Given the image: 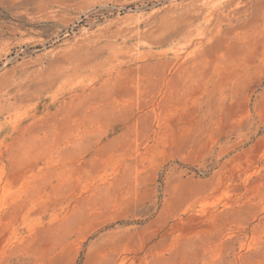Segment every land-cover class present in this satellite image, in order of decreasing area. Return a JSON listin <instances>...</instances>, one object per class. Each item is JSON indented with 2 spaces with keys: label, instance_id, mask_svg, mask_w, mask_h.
<instances>
[{
  "label": "rangeland",
  "instance_id": "374dc122",
  "mask_svg": "<svg viewBox=\"0 0 264 264\" xmlns=\"http://www.w3.org/2000/svg\"><path fill=\"white\" fill-rule=\"evenodd\" d=\"M0 264H264V0H0Z\"/></svg>",
  "mask_w": 264,
  "mask_h": 264
}]
</instances>
